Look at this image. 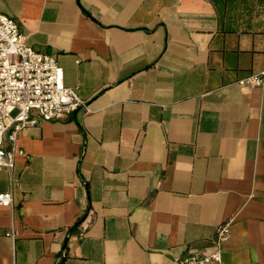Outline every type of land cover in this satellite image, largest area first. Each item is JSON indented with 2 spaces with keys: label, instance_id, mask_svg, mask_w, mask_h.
<instances>
[{
  "label": "crops",
  "instance_id": "obj_1",
  "mask_svg": "<svg viewBox=\"0 0 264 264\" xmlns=\"http://www.w3.org/2000/svg\"><path fill=\"white\" fill-rule=\"evenodd\" d=\"M0 12L87 107L18 133L26 156L0 167V264H183L223 222L224 262L264 261V86L236 83L264 69V0Z\"/></svg>",
  "mask_w": 264,
  "mask_h": 264
},
{
  "label": "built area",
  "instance_id": "obj_2",
  "mask_svg": "<svg viewBox=\"0 0 264 264\" xmlns=\"http://www.w3.org/2000/svg\"><path fill=\"white\" fill-rule=\"evenodd\" d=\"M236 83L263 87L264 69L239 77ZM79 108L86 110V103L75 88L65 85L63 68L56 57L28 44L16 19L0 12V167L11 169L17 155L26 156L14 144L20 131L40 121L64 119ZM11 203L12 191L0 192V205ZM228 235L229 222L218 224L210 251H192L182 258V263L229 264L222 259Z\"/></svg>",
  "mask_w": 264,
  "mask_h": 264
}]
</instances>
